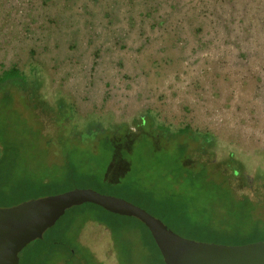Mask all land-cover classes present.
I'll list each match as a JSON object with an SVG mask.
<instances>
[{
  "label": "rangeland",
  "instance_id": "obj_1",
  "mask_svg": "<svg viewBox=\"0 0 264 264\" xmlns=\"http://www.w3.org/2000/svg\"><path fill=\"white\" fill-rule=\"evenodd\" d=\"M12 66L41 81L10 104L41 141L0 102V123L6 117L24 146L20 166L31 174H58L64 150L97 153L108 133L120 150L159 123L188 126L213 139L205 150L190 141L186 164L207 162L218 179L236 164L233 187L264 200V0H0V73ZM138 151L151 160L149 148ZM77 158L86 171L100 167ZM129 164L111 162L105 178L119 182ZM75 187L126 196L98 180ZM108 236L90 222L81 240L105 255Z\"/></svg>",
  "mask_w": 264,
  "mask_h": 264
},
{
  "label": "trees",
  "instance_id": "obj_2",
  "mask_svg": "<svg viewBox=\"0 0 264 264\" xmlns=\"http://www.w3.org/2000/svg\"><path fill=\"white\" fill-rule=\"evenodd\" d=\"M40 84L38 78L30 79L16 66L0 73V102L9 105V114L13 111L17 114L19 110L22 118L19 123L41 141L39 130L29 123L24 111L16 104L18 110H12L10 105L15 103V92L31 88L32 92H27L31 98ZM33 107L38 109L39 105L34 103ZM3 118L6 117H2L0 123V206H12L33 197L72 189L82 182L98 180L121 189L126 196H117L147 209L183 236L226 244L264 239V200L233 187V181L241 176L238 165L233 164L230 171L224 170L222 178L218 179L207 162L195 166L186 164L190 141H196L199 148L205 150L213 139L209 133H188V126L172 130L159 123L153 137L143 135L133 139L131 149L120 150L108 133L101 139L97 153L71 147L67 152L64 150L63 164L56 165L58 174L51 175L48 168L44 169L47 173L37 176L26 166L21 168L24 146L10 137ZM141 120L146 122L145 118ZM86 134L92 135V129ZM182 135L188 138L180 140ZM164 140L176 143H156ZM147 148L150 161L138 151ZM78 156L88 166L100 165V171L93 166L84 170ZM120 158L130 163L128 171L119 182L108 181L105 174L109 165ZM144 161L147 166L141 167ZM143 175L147 179H143ZM79 220L80 225L76 226ZM90 222L103 225L109 232L105 255L81 240V233ZM108 257L116 264H166L150 229L140 219L110 212L94 203L71 208L43 238L21 251L20 264H107Z\"/></svg>",
  "mask_w": 264,
  "mask_h": 264
},
{
  "label": "water",
  "instance_id": "obj_3",
  "mask_svg": "<svg viewBox=\"0 0 264 264\" xmlns=\"http://www.w3.org/2000/svg\"><path fill=\"white\" fill-rule=\"evenodd\" d=\"M85 203L140 219L150 229L166 264H264V239L226 244L189 238L142 206L90 187L0 206V264H20V253L28 244L43 238L71 208Z\"/></svg>",
  "mask_w": 264,
  "mask_h": 264
}]
</instances>
